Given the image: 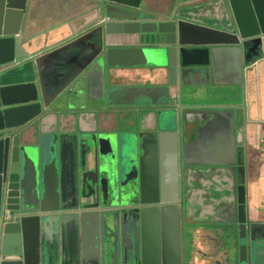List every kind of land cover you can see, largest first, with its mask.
I'll return each mask as SVG.
<instances>
[{"label":"water","instance_id":"95a60500","mask_svg":"<svg viewBox=\"0 0 264 264\" xmlns=\"http://www.w3.org/2000/svg\"><path fill=\"white\" fill-rule=\"evenodd\" d=\"M27 1L0 0V67L23 61L14 69L0 74V131L5 132L0 135V264H105L103 256L109 254L111 246L103 229L105 221L111 220L114 209L106 207L104 199L91 198L90 194L83 192L75 208L62 207L59 138L50 137L48 148H19L18 138L15 137L12 142L10 130L26 125L44 110L75 108L72 101L58 100L57 97L62 88L80 73L71 71L59 76L65 81L64 85H59L53 75V68L57 65L55 60L64 59L69 51H76L81 57L88 92H95L93 99L97 101L105 98L106 67L157 66L167 72V87L110 89L108 100L118 96L126 99L122 104L143 100L150 106L168 105L170 87H177L181 96L182 92L187 94V89L203 84L193 82L192 78L206 77L215 87L225 86V81L220 80V70L226 61L231 67L227 71L233 81L231 85H240L245 74L244 66L251 59L250 53H255L257 59L264 53V0H181L172 17L149 9L145 5L146 0H106L101 10L104 21L97 32L101 41L106 36L124 42L116 46L106 44L105 50L90 62H87L82 49H70L78 44L94 42V33L72 40L52 54L30 60L49 48L44 47L33 54L27 52V48L37 41H24L20 33ZM222 12L229 22L233 13L236 30L224 29L218 32L220 34H210L196 32L191 26L197 22L193 16H222ZM231 36L234 41L225 39ZM131 38L138 39V44L129 45ZM187 38L195 41L187 43ZM253 45L255 48L252 49ZM187 53L191 54V59L186 57ZM51 55L52 58H49ZM213 94L223 97L227 105L208 111L183 110L179 105L183 117L182 160L186 167L193 166L191 170L222 177L202 181L207 195L206 204L211 207L208 211L211 210L218 218L225 216L222 223L227 231L221 251L227 264H254L258 249L264 246V230L260 234L257 230L264 229V225L254 222L245 211L250 199V179L246 167L237 165L236 160V143L241 140L248 121L245 106L238 103L237 92L228 88L222 87ZM187 113L192 116L187 117ZM187 124L195 126L192 142L187 140ZM211 129L218 133L222 147L212 149L211 158L200 155L202 160L192 161L201 152L200 146L208 137L206 130ZM170 140L177 149L178 158V131L172 134L164 131L108 135L99 140L92 135L88 141L89 149L94 147L102 155L116 152L121 168L126 167L127 160L136 165L137 173L140 172L138 177L126 178L127 182L136 181L139 199L132 203H119L118 214L133 213L134 218L145 226L151 239L148 241L149 252H142L140 261L134 258L130 264L183 263L179 227L182 183L178 163L172 175L164 161ZM253 166L250 168L254 169ZM189 170H184L187 205L191 203L190 194L194 190L192 181L187 177ZM93 181L83 178L82 191H90ZM136 204L139 206L135 207ZM155 204L162 205L160 212L143 209ZM4 207L7 212H4ZM153 223L163 227L167 224L174 231L175 241L162 243L158 231L157 242L154 243L150 228ZM68 226H73L76 237L71 245L66 246L62 232ZM164 244L166 256L163 259ZM155 249L160 250L157 257ZM120 257L117 259L121 264Z\"/></svg>","mask_w":264,"mask_h":264},{"label":"flooded vegetation","instance_id":"af4514ba","mask_svg":"<svg viewBox=\"0 0 264 264\" xmlns=\"http://www.w3.org/2000/svg\"><path fill=\"white\" fill-rule=\"evenodd\" d=\"M106 0H100L94 8V12H97L96 22L90 27H86L79 35H76L72 40L79 39L87 36L90 33L95 34L94 42L78 44L77 47H72L70 50L82 49L83 54L87 62H90L95 58L102 50H105L106 44L108 46L121 45L124 41L116 38H110L103 36L102 41L97 29L104 21L102 15V7ZM171 1V0H170ZM181 0H174L172 5L173 10L167 11L168 8L163 7L162 12L167 14L168 17H172L176 14V8ZM149 9H153L149 3L145 4ZM154 10V9H153ZM197 21L191 25L194 31L201 33H216L220 34V30H236V24L231 14V21L229 22L227 17L222 12V16L214 15V17H192ZM200 24V25H198ZM188 25V24H187ZM197 25V26H196ZM217 28V30H215ZM129 45L138 44V39L131 38ZM187 43H192L195 40L187 38ZM103 42V43H102ZM67 43L63 41L61 43L48 47L49 49L43 50L39 54L32 56L30 60H34L40 55H45L50 52H54L59 48H62ZM127 44V43H126ZM186 47L192 48L195 46L187 45ZM42 46H30L27 48L28 53H35L40 50ZM69 59L64 64H58L53 68V73L56 76L57 82L63 80L59 78L61 75H67L71 71H78L79 76L73 79L70 84L62 88L58 93V100L72 101L75 108L69 110L65 109H49L42 111L41 115L30 121L24 126L15 127L10 130L12 142L15 137L18 138V146L22 147H35L41 149L42 147L48 148L50 137L57 136L58 141V153H59V178H60V191L62 194V204L64 208L73 207L78 205V198L83 194H90L91 198H102L107 204L106 207L114 209L110 215L111 220L105 221L104 233L105 237L109 238L111 251L109 254L103 256L104 261L107 257L116 259L118 263V256H121L119 262L121 264H130L135 259L138 262L141 259L142 252H149L148 241L151 239L148 236V232L145 230V226L137 221L133 213L118 214L122 201H129L132 203L139 199L138 185L135 180H129L127 177H138L140 172L137 173L136 165L126 160V167L121 168L119 164V156L116 152L102 155L100 151L95 150L94 147L88 148V141L92 135H96V139L108 135H125L127 133L135 134H147V133H161L167 131L172 134L174 131H178L180 134V140L178 141V158L177 149H174V144L171 141L168 153L165 156L164 161L167 163V168L171 170L172 175L176 169L178 163L179 178L182 183L181 188V204H180V237H181V253L182 264H202L207 261H211L213 256H217L218 264H227L226 256L221 251L224 245V236H226L225 228L223 227L225 222V216L218 218L216 216L206 214L201 218L196 219L195 214L189 208L185 201L186 193L184 186V170L188 171V178L191 179L193 175L198 173L193 169V166H185L182 160V136H183V117L181 109H191L195 111H208L224 108L223 102L226 100L222 97H217L213 92L221 90L222 87H215L211 85L208 78L202 79L192 78L193 82L203 83L201 86H193L187 89V94L178 91L177 87H170L169 104L164 106H150L148 102L143 100L132 101L128 104H122L121 97H115L114 100L109 101L107 93L110 89L115 87H167V72L165 69L154 66L148 68V66H137L128 68H108L105 69V98L100 100L93 99L95 92H88L87 79L85 78L84 66L81 62L76 51H69ZM23 63L22 60H18L13 64L0 67V74L6 71L14 69L17 65ZM145 72L149 73L150 78L145 77ZM191 75V74H190ZM192 76V75H191ZM191 81V79H187ZM60 85V84H59ZM88 93L92 96L89 100ZM206 101V103H204ZM223 104V105H222ZM153 113L155 117V129L147 130L143 129L144 116ZM187 113V117H191ZM194 117V116H193ZM109 120V125H105ZM187 140L192 142L194 139L195 126L193 124H187ZM4 131H0V135L4 134ZM243 134V133H242ZM208 136L206 140L216 141L215 138L218 133L211 129L206 130ZM173 137L172 135H170ZM174 138V137H173ZM3 139V137H2ZM239 139V136H238ZM205 140V141H206ZM204 141V142H205ZM105 148H109L106 146ZM162 158V157H161ZM207 158V157H206ZM209 158V157H208ZM242 158V159H241ZM202 156L197 155L193 157L192 161L202 160ZM241 159V160H240ZM236 160L237 165L245 166L246 173L250 179V199L246 205L247 215L254 219V222L264 225V144H257L255 147H250L245 141L237 140L236 143ZM6 161V159H5ZM161 161V159H160ZM254 165V169L250 166ZM256 171V172H255ZM206 172L200 173V177H207ZM197 177L199 175H196ZM83 178L93 179V185L90 191H82L81 180ZM124 178V179H121ZM135 185V186H134ZM139 205L136 204L135 207ZM143 207V206H142ZM4 207V212H7ZM162 205L155 204L150 206H144L143 209L147 211L160 212ZM117 211V212H116ZM230 216V215H229ZM228 216V218H229ZM226 217V219H228ZM160 223V222H159ZM174 228L176 226L172 224ZM151 232L154 243L157 242L159 231V238L162 243L166 241H175L174 231L167 227V224L163 225L153 223L151 226ZM264 229L257 230L260 234ZM66 242L65 245H71V242L76 237V232L73 230V226H68L62 232ZM73 237V239L70 238ZM142 247H141V246ZM164 248L161 253V257L164 259ZM160 255V250L155 249V257ZM254 264H264V246L258 249V254L255 255Z\"/></svg>","mask_w":264,"mask_h":264},{"label":"crops","instance_id":"0c3cea01","mask_svg":"<svg viewBox=\"0 0 264 264\" xmlns=\"http://www.w3.org/2000/svg\"><path fill=\"white\" fill-rule=\"evenodd\" d=\"M84 1L85 0H28L20 30L23 40L31 41L32 39H36V43L31 46H42L41 49L63 41H66V43L72 41L76 35H79V33L86 27L93 25L97 19V12H94L93 10L100 0H87V7L83 9ZM146 1V3H149L154 10L162 11L165 6L168 8V12L171 13L173 10L172 5L174 0ZM231 14L236 23V19L232 12ZM225 39L230 41L235 40L232 36ZM50 53L52 54L53 52ZM255 55L256 54L253 52L250 53L249 58L251 59H249L247 65L244 66L245 74L243 75V82L240 85H231L233 81H231L232 79L227 72L231 68L229 61L223 63V66L221 67L222 69L220 70V80L225 81L226 83V85H223L222 87L237 92L238 103L245 106L244 113L248 121L244 132L241 135V142L245 141L250 147H255L259 143L264 144V130L262 128L264 125V53H262L260 59H257ZM52 56L53 55L49 58H52ZM67 56H64V59L59 61L55 60L57 65L60 63H66L70 58ZM53 75L55 74L53 73ZM144 75L147 79L150 78L148 72H145ZM150 80H152V78H150ZM57 83L64 85L65 81L60 80V82ZM227 84L229 86H227ZM223 104L227 105L225 102H223ZM144 117L143 129L154 130V114L150 113ZM105 121L107 122L105 125L108 126L109 120L105 119ZM215 140L216 141L206 140L204 144L200 146L199 150L201 152L197 155H203L204 157L209 156L211 158L213 156L211 155L212 149L222 147V140L217 136ZM200 173L201 172H198L197 174L195 173L190 179L194 190L191 191L190 194L191 203H189V208L195 214L194 217L196 219L201 218L206 214L213 215L211 210L208 211L211 207L206 204L207 195L204 191V184L202 181L208 178L212 179L211 177H213V179L222 178L211 174L208 175L209 177L206 175L207 177L201 178ZM196 175L199 176L197 177ZM217 260L219 261L218 257L213 256L211 261L202 264H218ZM105 264H117V261L112 257H107Z\"/></svg>","mask_w":264,"mask_h":264},{"label":"rangeland","instance_id":"374dc122","mask_svg":"<svg viewBox=\"0 0 264 264\" xmlns=\"http://www.w3.org/2000/svg\"><path fill=\"white\" fill-rule=\"evenodd\" d=\"M87 2H88L87 0L84 1L83 9H85V8L87 7ZM87 10H88V9H87ZM253 47L255 48V45H253ZM153 67H154V66H148V68H153ZM204 103H206V101H205ZM225 104H227V101H225ZM262 128H263V130H264V125H263ZM241 159H242V158H241ZM241 159H240V160H241Z\"/></svg>","mask_w":264,"mask_h":264},{"label":"bare ground","instance_id":"6f19581e","mask_svg":"<svg viewBox=\"0 0 264 264\" xmlns=\"http://www.w3.org/2000/svg\"><path fill=\"white\" fill-rule=\"evenodd\" d=\"M186 57H187L188 59H191V54H190V53H187V54H186Z\"/></svg>","mask_w":264,"mask_h":264}]
</instances>
